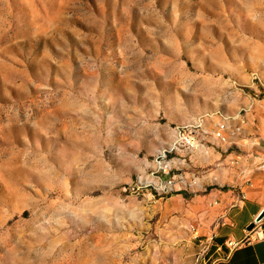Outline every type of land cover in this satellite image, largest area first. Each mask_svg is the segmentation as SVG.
Returning <instances> with one entry per match:
<instances>
[{
    "label": "rangeland",
    "instance_id": "374dc122",
    "mask_svg": "<svg viewBox=\"0 0 264 264\" xmlns=\"http://www.w3.org/2000/svg\"><path fill=\"white\" fill-rule=\"evenodd\" d=\"M261 99L264 0H0V264H203L238 185L158 155Z\"/></svg>",
    "mask_w": 264,
    "mask_h": 264
},
{
    "label": "crops",
    "instance_id": "0c3cea01",
    "mask_svg": "<svg viewBox=\"0 0 264 264\" xmlns=\"http://www.w3.org/2000/svg\"><path fill=\"white\" fill-rule=\"evenodd\" d=\"M237 116L226 122L223 115H213L210 124L214 128H205L203 135L207 140L206 161H221L222 169L231 171L229 179L238 185L237 193L225 195L223 202L230 206L203 264H264V239L241 242L249 235L248 226L264 209V99L250 114ZM222 125L225 142L215 137V130Z\"/></svg>",
    "mask_w": 264,
    "mask_h": 264
},
{
    "label": "built area",
    "instance_id": "2783aa9c",
    "mask_svg": "<svg viewBox=\"0 0 264 264\" xmlns=\"http://www.w3.org/2000/svg\"><path fill=\"white\" fill-rule=\"evenodd\" d=\"M224 119H229L228 117L223 116ZM224 125L220 129L215 131V137L220 141H227L225 135L223 134ZM206 131L203 129V121L200 120L193 124H188L185 126L178 127L175 131V138L173 142L167 147L161 150L157 158V169L154 170L153 174L155 175L153 181L143 182L149 185L154 183V188L158 193L168 194L173 190V181L174 178H166L164 175L170 174L171 164L166 163V156L168 153L177 152L181 149H186L194 151L200 147H204ZM163 170V171H162ZM152 185V184H150ZM141 187V186H140ZM248 236L245 240L241 241H258L264 239V219L255 223L252 230H247Z\"/></svg>",
    "mask_w": 264,
    "mask_h": 264
},
{
    "label": "water",
    "instance_id": "95a60500",
    "mask_svg": "<svg viewBox=\"0 0 264 264\" xmlns=\"http://www.w3.org/2000/svg\"><path fill=\"white\" fill-rule=\"evenodd\" d=\"M264 219V209L261 211V213L255 218V220L248 226V230H252L255 223L258 221H261Z\"/></svg>",
    "mask_w": 264,
    "mask_h": 264
},
{
    "label": "bare ground",
    "instance_id": "6f19581e",
    "mask_svg": "<svg viewBox=\"0 0 264 264\" xmlns=\"http://www.w3.org/2000/svg\"><path fill=\"white\" fill-rule=\"evenodd\" d=\"M166 163H169V162H166Z\"/></svg>",
    "mask_w": 264,
    "mask_h": 264
}]
</instances>
